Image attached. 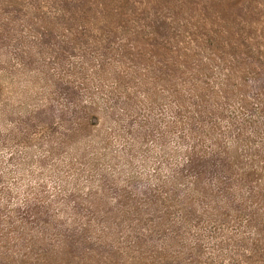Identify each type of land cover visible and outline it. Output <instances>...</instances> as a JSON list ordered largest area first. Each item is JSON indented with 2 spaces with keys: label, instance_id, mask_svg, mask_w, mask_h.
Returning <instances> with one entry per match:
<instances>
[{
  "label": "rangeland",
  "instance_id": "374dc122",
  "mask_svg": "<svg viewBox=\"0 0 264 264\" xmlns=\"http://www.w3.org/2000/svg\"><path fill=\"white\" fill-rule=\"evenodd\" d=\"M0 264H264V0H0Z\"/></svg>",
  "mask_w": 264,
  "mask_h": 264
}]
</instances>
